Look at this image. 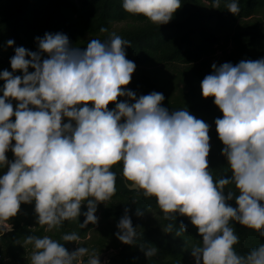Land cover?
Segmentation results:
<instances>
[{
  "label": "clouds",
  "instance_id": "obj_1",
  "mask_svg": "<svg viewBox=\"0 0 264 264\" xmlns=\"http://www.w3.org/2000/svg\"><path fill=\"white\" fill-rule=\"evenodd\" d=\"M220 4L213 0L212 8ZM224 6L234 16L240 12L238 0H226ZM181 7L182 0H122L126 12L159 27ZM36 41L39 51L15 47L12 71L0 72V169L7 168L0 174V236L12 231L9 221L22 203H34L37 224L46 231L81 215L80 227L97 224V205L115 195L112 169L121 164L130 187L155 198L165 219L179 214L197 228L202 244L192 249L194 264H264V243L237 254L233 227L238 223L264 237V57L213 63L201 82L202 96L214 98L223 114L214 123L232 172L230 178L214 179L207 159L210 125L187 109L170 113L163 93L137 98L125 87L136 69L126 58L130 41L112 33L104 41L90 40L83 50L63 33L46 32ZM14 44L6 41V47ZM118 97L127 99L117 102ZM110 103L115 107L109 109ZM228 185L238 195L229 190L225 196ZM234 198L237 207L227 203ZM85 203L87 211L81 212ZM127 213L115 235L134 245L137 232ZM62 239L78 244L80 237L70 233ZM25 243L34 247L31 264H85L88 255L81 246L69 253L49 236L29 235ZM143 250L147 258L158 252L153 246ZM86 264H100L98 256L91 255Z\"/></svg>",
  "mask_w": 264,
  "mask_h": 264
},
{
  "label": "trees",
  "instance_id": "obj_2",
  "mask_svg": "<svg viewBox=\"0 0 264 264\" xmlns=\"http://www.w3.org/2000/svg\"><path fill=\"white\" fill-rule=\"evenodd\" d=\"M225 2L221 0L220 7L213 9V0H182V7L173 19L159 27L142 15L126 12L122 8V0H0V72L12 71L10 58L15 54V47L39 51L36 37L42 38L46 32L66 34L73 47L83 50L92 39L107 40V33L114 23L132 22L135 26L121 32L119 36L131 43V47L126 49V58L136 64L132 91L137 98L153 91L163 93V106L170 113L187 109L190 114L208 124L207 119L217 114L223 115L213 103L214 98H204L201 93L202 80L212 73L210 64L204 74L192 72L191 77L192 70L184 72L188 86L180 98L175 100L161 78L149 68L175 63L193 67L197 63H204L220 44L221 35L228 31L233 32L234 41L244 50L256 51L259 59L264 57L263 20H252L264 14V0H238L240 12L235 16L226 10ZM101 28H107L108 31L102 33ZM9 39L15 41L13 47H6ZM45 58L47 55L43 54L42 59ZM230 60L233 65L240 62L232 57ZM29 71L34 69L30 68ZM15 75L22 76V73L17 71ZM3 84L4 81L0 80V87ZM0 95L3 93L0 92ZM120 101L118 97L117 102ZM12 103L15 110L17 101L13 100ZM114 107V103L108 105L109 109ZM209 136V169L214 179L222 176L230 178L232 172L221 154L224 145L218 139L216 128H210ZM7 157L9 161L14 160L11 151ZM112 170L116 173V193L111 200L97 205L96 212L100 214L98 233L101 237L98 241L100 246L95 252L115 250L117 253L111 258L112 264H194L191 252L194 247L201 246L202 237L189 218L175 214V219H165L155 198H145L142 191L129 188V182L122 176L121 164L114 165ZM6 171L7 168L0 169V174ZM229 190L238 195L235 186L228 185L224 189L225 196ZM227 203L237 207L235 198ZM22 206L23 203L17 216L9 221L13 230L0 237V256L21 258L27 249L33 247L25 243L29 235L41 238L50 236L68 250L75 242L63 241L64 234L76 233L83 239L97 230V224L80 227L85 219L81 215L78 220L65 221L58 228L46 231L47 226L34 223L32 215L25 212ZM125 209H128L127 214L136 228L137 240L134 245L122 243L115 235L119 231L117 224L125 215ZM84 211H87L86 203L81 206V212ZM137 212L142 215H137ZM181 224L186 226L183 232ZM233 227L239 237V242L234 245L237 254L247 255L264 243V237L256 231L238 223H234ZM148 246L158 249L157 254L150 258L145 256L143 250Z\"/></svg>",
  "mask_w": 264,
  "mask_h": 264
},
{
  "label": "rangeland",
  "instance_id": "obj_3",
  "mask_svg": "<svg viewBox=\"0 0 264 264\" xmlns=\"http://www.w3.org/2000/svg\"><path fill=\"white\" fill-rule=\"evenodd\" d=\"M252 20L254 22L258 20H263V24H264V14L255 16L254 18H252ZM134 26L135 25L132 22L114 23L110 31L107 33V35L110 36V34L112 33L119 35L121 32L132 29ZM230 57L235 58L239 61L259 59V57H257L256 51L244 50L240 45H238L234 41L233 32L228 31L221 35L220 44L216 47L215 52L212 55H210L204 61V63L202 62L197 63L193 67H189L181 63H175V64L154 67V68H149V69L154 71L156 75L161 78L163 83H165L167 90L170 92L172 99L175 100V99L180 98L181 94L184 91H186L187 86H188L187 84L188 81L187 79H184V76H183L184 72H187V70H192L190 75L192 74V72H198V73L204 74L206 72L205 68L208 66V64L212 65L213 63H216L219 66L220 64H223L225 62L231 63L232 60H230ZM133 76H134V73L132 75V80L130 84L125 86L127 89L132 90ZM191 77L193 76L191 75ZM119 98L121 99V101L127 99V97H119ZM132 102L133 101H129V103H132ZM217 118H222V115L217 114V115L212 116L210 119L206 120L208 124L210 125V128L213 130L216 128L214 121ZM65 122H67V118H65ZM22 207L26 209L25 212H28L29 215L30 214L32 215L33 217L32 221L34 223H37L36 214L34 211V203L33 204H23ZM96 216L98 217V223L96 227L97 230L89 233V235L86 238L80 239L78 242L79 245L77 243L71 244L68 251L69 253H71L75 251L79 246L86 247L88 249V255L83 257L85 264L87 260L89 259V257L93 254L98 256V259H100V264H112L111 258H113L117 253L115 250L106 251L104 253L95 252V250L98 249L100 246L98 244V241L100 240V237H101V234L98 233L99 231L98 229L100 226V214L96 212ZM33 251H34V247L27 249V251L23 254V256L18 259L12 258V257H6L4 255L0 256V264H31V255Z\"/></svg>",
  "mask_w": 264,
  "mask_h": 264
},
{
  "label": "water",
  "instance_id": "obj_4",
  "mask_svg": "<svg viewBox=\"0 0 264 264\" xmlns=\"http://www.w3.org/2000/svg\"><path fill=\"white\" fill-rule=\"evenodd\" d=\"M129 188H130L131 190H135L134 188H132V187H130V186H129ZM99 261H100V259H99Z\"/></svg>",
  "mask_w": 264,
  "mask_h": 264
}]
</instances>
